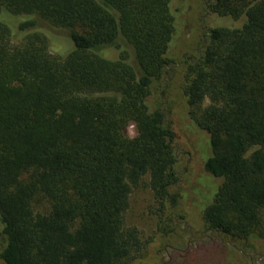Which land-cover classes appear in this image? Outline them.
Masks as SVG:
<instances>
[{
    "label": "trees",
    "instance_id": "obj_1",
    "mask_svg": "<svg viewBox=\"0 0 264 264\" xmlns=\"http://www.w3.org/2000/svg\"><path fill=\"white\" fill-rule=\"evenodd\" d=\"M172 1L0 0V13L27 17L17 43L0 19L2 264H131L142 249L125 225L132 189L147 178L161 207L176 204L175 135L150 103L171 64ZM202 2L239 24L210 28L185 58L188 118L219 180L201 217L246 244L264 240V0ZM45 31L71 49L50 53Z\"/></svg>",
    "mask_w": 264,
    "mask_h": 264
},
{
    "label": "rangeland",
    "instance_id": "obj_2",
    "mask_svg": "<svg viewBox=\"0 0 264 264\" xmlns=\"http://www.w3.org/2000/svg\"><path fill=\"white\" fill-rule=\"evenodd\" d=\"M171 5L176 15L175 32L166 55L171 64L154 81L150 103L151 107L164 109L175 135L174 169L178 180L170 190L178 197L175 205L166 201L161 207L147 187V178L132 189L125 225L137 229L142 249L131 264H264V240L234 242L214 235L204 225L201 212L219 180L204 171L203 163L210 155L208 135L189 120L182 94L185 58L197 53L210 28L239 23L206 13L202 0H173ZM25 18L0 13V19L15 36L13 43L24 35L18 34L16 27ZM44 33L50 53L63 54L71 49V43L62 33ZM102 56L114 60L117 51L105 49ZM133 133L130 126L128 134ZM262 221L264 228V210ZM2 246L0 236V250Z\"/></svg>",
    "mask_w": 264,
    "mask_h": 264
}]
</instances>
